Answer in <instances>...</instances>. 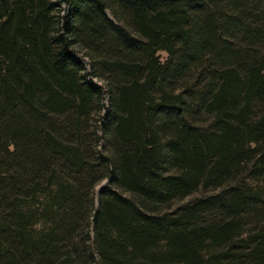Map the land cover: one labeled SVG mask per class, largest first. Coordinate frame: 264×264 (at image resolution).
<instances>
[{
	"label": "trees",
	"instance_id": "16d2710c",
	"mask_svg": "<svg viewBox=\"0 0 264 264\" xmlns=\"http://www.w3.org/2000/svg\"><path fill=\"white\" fill-rule=\"evenodd\" d=\"M0 264H264V0H0Z\"/></svg>",
	"mask_w": 264,
	"mask_h": 264
},
{
	"label": "rangeland",
	"instance_id": "374dc122",
	"mask_svg": "<svg viewBox=\"0 0 264 264\" xmlns=\"http://www.w3.org/2000/svg\"><path fill=\"white\" fill-rule=\"evenodd\" d=\"M159 55L161 56L162 59L165 57V53L162 52V51L159 52ZM103 183H104V181H103L101 184H103ZM199 195H202L201 191H200V192H199V191L196 192V193L193 194L192 196H199ZM191 198H192V197H191ZM186 199H188V197H187Z\"/></svg>",
	"mask_w": 264,
	"mask_h": 264
}]
</instances>
